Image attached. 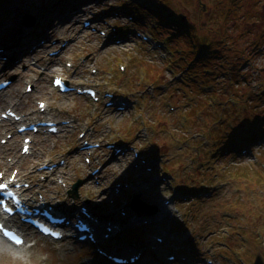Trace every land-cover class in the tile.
I'll return each mask as SVG.
<instances>
[{"label":"rangeland","instance_id":"1","mask_svg":"<svg viewBox=\"0 0 264 264\" xmlns=\"http://www.w3.org/2000/svg\"><path fill=\"white\" fill-rule=\"evenodd\" d=\"M230 1L234 2L172 0L179 12L170 13L179 18L181 25L174 23L160 30L157 27L160 25L149 15L140 21H131L133 13L125 15L119 8V5L140 2L151 10L152 0H69L65 3L63 0H14L6 9L4 24L0 25V49L10 45L2 39L6 33L3 31L12 28L19 19L25 21L28 16L32 17L37 19L35 25L42 28L33 35L35 43L39 41L33 48L35 51L15 55L5 69L27 72L35 69L36 73L40 72L42 84L37 92L36 81L25 82L16 91L21 90L27 98L22 102L19 97L13 99L14 93L0 108V175L9 178L17 174L24 180L27 196L45 198L53 206L62 203L63 207L75 210V218L82 216L83 205L91 212L107 209L129 231L132 229L124 221L127 217L122 216L128 210L118 209L117 205L110 207L111 201L123 196L127 192L123 191L124 186L134 179L136 188L131 200L141 196L147 206L157 207L159 213L164 207L167 212L162 225L165 223L164 232L169 233L173 242L163 245L165 263L264 264V143L251 144L259 137L264 138V129L257 131L247 121L255 113L264 117V0H243L236 14L230 13ZM81 9L88 11V15L83 13L71 21V16L80 15ZM97 13H101L100 18L96 17ZM54 14L58 15L55 22L59 28H47L57 30L58 34L55 32L52 39H44L43 22ZM68 15L66 22L60 21ZM86 22H91L89 28H85ZM64 24L85 31L87 40L72 44L73 38H65L63 34ZM20 26L22 30L30 29ZM192 32L211 42L207 51L190 50V45L194 46L197 41ZM145 36L149 37L148 41L142 39ZM30 42L27 40L26 44L30 46ZM63 44L68 47L59 62V55L51 54L60 52ZM44 47L49 49L47 62H54L47 71L39 53V48ZM28 54L31 61H27ZM186 56L191 60L195 57L196 62L188 61ZM8 60L6 54L0 56V61ZM2 68L3 63L0 72ZM0 75V82L14 79L13 86L18 80L13 72ZM60 75L81 90L95 89L99 101L88 95L61 94L53 88V78ZM29 85L32 92L27 91ZM249 94L256 111H251L244 102ZM111 101L124 103L126 111L109 108L107 103ZM39 102L49 107L45 115L40 111ZM9 109L23 115L25 120L16 123L5 119ZM40 120H53L66 129L56 135L48 130L35 134L31 155H24L22 148L27 135H20L15 142V134L21 125L36 124ZM228 123L234 125L228 128ZM220 124L223 129L216 135ZM237 128L249 130L253 136L245 143V149L241 148V154L232 155L229 140L235 142L232 135ZM221 137L229 147L219 144ZM86 142L99 148L81 152ZM132 143L137 144L140 158L136 159L135 154L124 160L118 158L123 150L132 151ZM115 144V148L107 147ZM117 149L121 155L115 154ZM246 149L249 150L242 153ZM158 158L161 162L154 161ZM150 163L157 166L152 167ZM88 165L89 171L84 168ZM98 169L100 172L93 176ZM55 170L56 174L52 175ZM36 172L39 174L33 176ZM92 176L95 181H90ZM79 181H82L79 198L73 200L69 192ZM101 182L106 185L97 187ZM117 184L122 186L115 192L112 189ZM158 220L157 224L163 219ZM154 227L155 224L146 230L152 231ZM152 232L149 237L153 242L163 238L160 233ZM127 235L131 237L130 232ZM27 239L32 244L27 249L14 248L0 240V249L11 252L8 260L0 255V264H86L88 261L104 264L90 257L96 253V247L72 238L54 242L31 235ZM184 254L189 257L187 263L182 261ZM171 256L176 257L175 261H169Z\"/></svg>","mask_w":264,"mask_h":264},{"label":"bare ground","instance_id":"2","mask_svg":"<svg viewBox=\"0 0 264 264\" xmlns=\"http://www.w3.org/2000/svg\"><path fill=\"white\" fill-rule=\"evenodd\" d=\"M95 2H97V0H94ZM89 6H87V8H88ZM76 8H78V7H76ZM79 10V8L77 9V11ZM83 13L85 14V15H88V11L87 12H85V9H81L80 10V15H73V16H71V18H70V16L68 15V16H63V19L62 20H60L61 22H66L69 18L71 19V21H75L76 20V18L77 17H79V16H82L83 15ZM101 14V13H100ZM100 14L99 13H97V15H96V17L97 18H100ZM58 15H56V14H54L52 17H50L49 19H46L44 22H43V26H46V30L44 31V33H43V37H44V39L45 38H50V39H52L53 37H55V32H57V30H54V32H53V29L52 28H50V30H48V28H47V26L48 27H51V26H53L54 28H59V25H56V22H55V20H56V17H57ZM2 21H0V25H2L3 24V18H0ZM81 19V17L80 18H78L77 19V21L78 20H80ZM54 20V21H53ZM53 21V22H52ZM52 22V23H51ZM51 23V24H50ZM23 25L24 24V21H22L21 19H19L18 21H17V23L15 22L14 23V25H12L13 27L12 28H8V29H6V30H4V32L6 31V34L8 33V37H9V41H10V43L13 45V46H11V45H9V48L5 51V53H3V54H0V56H4V54H6L7 56H8V58H9V60H8V62H2V61H0V64H2L3 63V68L1 69L2 71L0 72L1 74H4V76L5 75H9L10 73H16L17 75H18V80H17V82L15 83V85L13 86V84L11 85V86H9V88L8 89H6V90H4V91H2V92H0V108H3L9 101H10V98H12L13 97V95H14V93H15V96L13 97V99L14 98H18L19 97V100L22 102L23 100H25L26 98H27V96H25V95H23L22 94V92H21V90H19V91H16V88H22V85L25 83V82H28V81H36L37 82V92H39V89H40V84H42L41 83V81H42V77H40L39 76V71H38V73H36V70L34 69H30L31 71H19V70H17L16 68H13V70H10V71H8L7 69H5V68H8L9 67V65L8 64H10V63H12V58L15 56V55H20V54H23L24 52H27L28 51V53L30 54V52H33V51H35V49H33L34 48V46H36V44L37 43H39V41H37V43H35V40H34V38H33V35L35 34V32H37L39 29H41L42 28V25H41V28H39L40 26H38L37 28H34V27H32V28H30L29 30H21V31H17L16 32V27H17V25ZM66 24H68V23H66ZM66 24H64L63 25V30H64V35H66L67 37H65V38H68V37H71V38H73V43L72 44H76V45H79V44H81V43H83L85 40H87V38H88V34L85 32V31H80L78 28H76L75 30H74V28H75V26L74 25H72V26H67ZM45 28V27H44ZM43 28V29H44ZM42 29V30H43ZM57 34H58V32H57ZM22 39V41L23 40H28V41H31L30 42V46H28V45H24V46H22V47H19V49H18V51L16 52V50H14V48H15V46L14 45H16V43H17V41L19 40V39ZM46 40H48V39H46ZM48 41H51V40H48ZM72 44H70V45H72ZM68 46H66L64 49H61L60 50V52H59V57L57 58L58 60H59V62H61V60H62V58H63V55H61L62 53L63 54H65L66 52H65V49L67 48ZM52 48H55V47H52ZM31 50H33V51H31ZM39 53H40V58H41V61L43 62V64H44V66H45V70L47 71V70H49L50 68H51V66H52V64L54 63V62H51V63H48L47 62V60H49V49H47V47H44V48H40L39 49ZM28 54V59H27V61H31L32 60V57L30 56ZM54 61H55V58H54ZM38 64H40L41 65V62H39ZM88 64H90V63H88ZM43 73H46L45 71L43 72ZM37 74V75H36ZM35 75H36V78H35ZM1 76V75H0ZM17 94V95H16ZM69 95V94H68ZM20 102V103H21ZM49 108V107H48ZM13 111V110H12ZM48 111V109L46 108V110H45V113ZM45 113L43 114V115H45ZM97 117H99V116H97ZM101 117L102 116H100V118L99 119H101ZM104 120H105V118H103V121H100L101 122V124L102 123H104ZM50 121H52V120H50ZM55 122V121H54ZM12 124H14V123H12ZM13 126V125H12ZM61 129H62V131L63 130H65L66 128H65V125L63 126V125H61ZM0 131H1V129H0ZM1 134V133H0ZM19 138H20V135L19 134H15V137H14V140H15V142H17L18 140H19ZM81 141V140H80ZM79 141V142H80ZM132 144H134V145H132L133 146V148L135 149L136 147H138L137 146V144L136 143H132ZM82 152V151H81ZM123 152H124V156L122 155V156H118V158H123V160L124 159H126V158H128L130 155H132L133 156V154H134V151H131L129 148L128 149H126V150H123ZM109 153V152H108ZM111 154V153H110ZM115 154H117V153H115ZM118 154H120L121 155V153H118ZM115 156V155H114ZM152 157V159H153V156H151ZM73 158H79V156H74ZM117 158V159H118ZM140 158V157H139ZM138 159V158H137ZM152 159H150V162L152 161ZM147 160V159H146ZM154 161L155 162H161V160L158 158V159H154ZM149 162V160H147L146 161V164ZM150 165L152 166V167H155V166H157V164L156 163H150ZM86 170H90L91 169V167L88 165V166H85L84 167ZM151 171H153L154 169H150ZM59 171V170H58ZM56 172H57V170H55V171H53V173H52V175H55L56 174ZM37 174H39L38 172H36L33 176H36ZM90 179V181H95V179H94V177L92 176V178L90 177L89 178ZM158 179H160V178H158ZM157 179V180H158ZM161 182L163 183V184H166V182L165 181H163V180H161ZM169 182L171 183V180H169ZM105 185H106V183H104ZM104 184H103V182H101L100 184H98V185H96L97 187H99V188H103L104 187ZM116 189H121V187L119 188H117V186H115V187H113V189L112 190H115L116 191ZM131 189V184L130 183H128V184H126L125 186H124V191H129ZM79 190H80V188H79ZM103 191V190H102ZM110 191V190H109ZM59 194V193H58ZM191 196V195H190ZM76 202H78V201H76ZM60 204H62V203H60ZM191 205V203H189L188 202V204H187V206H190ZM57 207L58 208H60V207H62V208H64V209H66L65 207H63V206H61V205H57ZM161 210H162V214H160V215H156V216H149V217H142V218H130V219H128V221L126 222L127 223V227H129V228H135L136 230L137 229H139V230H137L136 231V233H139L140 232V230H146V228H148V227H150V226H153L154 224H155V227H154V229L152 230V231H155V233H160L161 235H162V237H164L165 238V241L168 243V244H171L173 241L170 239V237H169V233L168 232H164V229H166V227H164L163 225L165 224V223H163V225H162V222L164 221V219L165 218H167V212L165 213L164 212V207H162L161 208ZM73 213H75V210H74V212ZM64 215H66V213H63ZM68 216H70L71 218L73 217L72 216V214H69ZM191 216H192V214H191ZM194 216V215H193ZM192 216V217H193ZM157 218V219H156ZM158 219H163L160 223H158L157 224V222L159 221ZM129 223V224H128ZM7 227H9L8 225H7ZM94 228H96V236L98 237V238H102L103 236H104V233H106V230H104L103 228H104V222L103 221H101L100 219H98V222L96 223V227H94ZM122 228H123V225H120L119 227H117V228H114L113 230H112V232L110 233V237H114V236H117V237H121V236H123L124 234H126L127 233V231H129V229H125V228H123V230H122ZM147 231V233H148V235H147V245H151V246H153L154 247V249H155V251L156 252H158L159 253V255H161L162 257H163V255L164 254H166V251L164 250V248H163V246H160L159 244H156L155 242H153L152 241V239H151V237H149V235L150 234H152V233H154V232H152L151 230H146ZM186 238V237H185ZM119 240L120 239H116V240H114V241H108V242H106L105 240H103V238H102V240L100 241V243H101V245H103V246H106L107 247V249H108V252L109 253H127L128 251H130L131 250V253L133 254V255H138L137 253L138 252H135V251H133V249H134V247L135 246H133V244H131L130 246H126L124 243H121V244H119L118 242H119ZM149 241V242H148ZM99 243V242H98ZM119 246V247H118ZM192 245H190V247H191ZM26 247V244H24V246H22L21 248H25ZM62 249H64L63 247H62ZM11 252L10 251H7V250H2V249H0V255H1V258H3V259H9V257H10V254ZM58 254H60V252L58 251ZM187 258H189L188 256H187V254H184L183 256H182V261L184 262V263H187ZM93 259H98L99 261H101V262H103L104 264H111V262L109 261V259L108 258H106V257H104V256H101V255H98V254H93ZM144 260V262L145 263H148L147 262V260H146V257H145V259H144V254H141L140 255V257H139V260L138 261H136V263L135 264H143V263H140L141 261H143ZM196 260H194V261H191L192 263H194ZM159 261H151V262H149L148 264H168V263H165V262H159ZM86 264H92L91 262H87ZM131 264V263H130Z\"/></svg>","mask_w":264,"mask_h":264},{"label":"trees","instance_id":"3","mask_svg":"<svg viewBox=\"0 0 264 264\" xmlns=\"http://www.w3.org/2000/svg\"><path fill=\"white\" fill-rule=\"evenodd\" d=\"M13 1L14 0H0V12L2 10L5 11V12H2V14H0V18H3L4 15H6V13H7L6 9H7V7H9V5L11 3H13ZM68 1L69 0H63V3L68 2ZM152 1H154V2L151 5V8H152L151 10L146 9L145 8L146 4H143L140 2H135L132 6L130 4L119 5V8L121 7V9H123V11H125L126 15H127V13L135 14V15L132 14L131 17L136 18L139 21H140V18L142 19L145 15H149L150 18L154 20V22H157L160 25V26H157L158 29H160V30L164 26H168L170 28L171 27L170 25H173L174 23L177 25H181L179 18H177L175 15H171L172 11L179 12L177 10V7L172 4L173 3L172 0H152ZM242 2H243V0H234L233 3L230 1V5H229L230 13H231V11H234V14H236L238 5L241 4ZM129 6H131V7H129ZM146 11H148V12H146ZM232 15L233 14H231V17H232ZM232 20H234V19H232ZM0 21H2V20L0 19ZM185 29H187V27ZM186 34H188V33L186 32ZM192 37H196L197 41L194 43V46L190 45V48H191L190 50H192L194 48V51H196V53H198L200 48L205 49L204 51H207L209 49V47L211 45L210 41L206 40L205 38H203V39L198 38L196 32H192ZM223 42H225V41H223ZM210 50H212V49H210ZM223 56L225 57V54ZM223 56H221V57H223ZM241 57H243V56H241ZM186 59L188 61L191 60L190 56H188ZM191 62H193V63L196 62V58L193 57ZM199 66H201V65H199ZM235 80H237L236 82H238L237 75L235 76ZM244 102L246 103L247 108H250L251 111L257 110V108H255L256 106L252 105L253 100H251L250 94L248 97H246V101L244 100ZM234 107L232 106L233 109H234ZM231 121H233V120H231ZM247 121H248V123H251L253 126L257 125L256 122H261L264 124V117L261 116L259 113L258 114L255 113ZM232 125H234V124H232ZM222 126L223 125H221V124L219 125L220 131H215L216 135H218L221 132V130L223 129ZM225 126L227 127V124ZM229 126L230 125L228 123V128H229ZM261 129H264V128H260V130ZM250 133H251V131L245 130L244 128H242V130L240 131V133L238 135V139H240V141H242V142L243 141L247 142V141H249L250 136L251 137L253 136V134L250 135ZM225 141H226L225 138L221 137L219 144L226 145L228 147V145L226 144ZM219 154H220V152H218V154L216 156H218ZM232 154H234V153H232ZM217 159H218V157L216 159L214 158V160H217Z\"/></svg>","mask_w":264,"mask_h":264},{"label":"water","instance_id":"4","mask_svg":"<svg viewBox=\"0 0 264 264\" xmlns=\"http://www.w3.org/2000/svg\"><path fill=\"white\" fill-rule=\"evenodd\" d=\"M37 19H34L32 17H27L26 20H25V23L28 25V26H33L35 23H36ZM82 186V182H78L77 184H75L73 186V190L71 191V194L75 197V198H78V190L79 188ZM113 205L111 203V207L112 208ZM131 209L133 211V213H136L140 216H144V215H153V214H156L157 213V208L155 207H150V206H147L145 203H143L141 201V196H138L136 198H134L132 204H131Z\"/></svg>","mask_w":264,"mask_h":264},{"label":"snow or ice","instance_id":"5","mask_svg":"<svg viewBox=\"0 0 264 264\" xmlns=\"http://www.w3.org/2000/svg\"><path fill=\"white\" fill-rule=\"evenodd\" d=\"M6 187V185H4V184H0V189H3V188H5ZM9 195H11V193H9ZM20 242V240L17 238V243H19Z\"/></svg>","mask_w":264,"mask_h":264}]
</instances>
